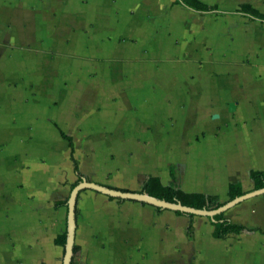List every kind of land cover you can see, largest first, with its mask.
<instances>
[{"label":"crops","instance_id":"1","mask_svg":"<svg viewBox=\"0 0 264 264\" xmlns=\"http://www.w3.org/2000/svg\"><path fill=\"white\" fill-rule=\"evenodd\" d=\"M199 1L213 10L0 0V264H64L56 239L83 179L139 192L157 176L221 201L230 183L255 189L264 21L239 10L264 0ZM123 200L80 192L74 264H264V194L225 212L257 230L226 238L211 217Z\"/></svg>","mask_w":264,"mask_h":264},{"label":"trees","instance_id":"2","mask_svg":"<svg viewBox=\"0 0 264 264\" xmlns=\"http://www.w3.org/2000/svg\"><path fill=\"white\" fill-rule=\"evenodd\" d=\"M181 1L185 5L195 10H203V11L213 10V7L208 6L199 0H181ZM239 12L248 14L253 18L264 21V13H261L257 9L253 8L250 4H243ZM62 134L65 138H67L70 141L71 147L73 148L72 139L69 136L65 135L64 133ZM73 160L75 163V168L77 172H79L78 161L74 159V157ZM250 176L254 181L255 189H261L264 187V170L253 169L250 172ZM122 190L128 191L126 189H122ZM139 192H147L148 194L154 197L164 199L166 201L173 203L181 202L186 206L193 207L196 209L215 210L223 206L227 202V201H221L220 198L216 195L200 193V192L188 193L174 184L164 185L160 177L157 176L149 177L147 181L144 183L142 190ZM244 194L245 192L243 191L241 183L229 184V200H233ZM119 201H124V200L119 199ZM65 204L67 205V201L57 203V205H65ZM157 209L159 211L163 210L162 208L159 207ZM176 213L179 215H188L190 217L194 216V214L185 213L182 211H176ZM212 221L214 225L213 235L216 238H226L230 234H240L242 232L251 233L257 230V229L249 228L243 224L233 222L225 215L224 212L216 214L214 217H212ZM189 229L191 231L193 230L192 225H190ZM56 243L62 246H65L67 244V231L57 237ZM78 250L79 247L75 246L74 253H76ZM72 264H74V261H72Z\"/></svg>","mask_w":264,"mask_h":264},{"label":"water","instance_id":"3","mask_svg":"<svg viewBox=\"0 0 264 264\" xmlns=\"http://www.w3.org/2000/svg\"><path fill=\"white\" fill-rule=\"evenodd\" d=\"M234 109H235V103H231L230 110L232 111ZM84 189L95 190L97 192L104 193L114 198L144 202L162 209L182 211L194 215H205L211 218L218 213H223V212L225 213L227 210L238 205L242 201H245L246 199L264 194V187L261 189H254L250 192H246L242 196L227 201L223 206L219 207L218 209L206 210V209H196L193 207H189L182 204L181 202H177V203L169 202L164 199L154 197L148 194L147 192H132V191L117 190L83 179V181H81L76 187H74V189L71 192L70 198L68 200L67 244H66V254L64 258V264H72L73 248H74L73 246H74L76 226H77V216H76L77 200L80 192Z\"/></svg>","mask_w":264,"mask_h":264},{"label":"rangeland","instance_id":"4","mask_svg":"<svg viewBox=\"0 0 264 264\" xmlns=\"http://www.w3.org/2000/svg\"><path fill=\"white\" fill-rule=\"evenodd\" d=\"M63 261V260H62Z\"/></svg>","mask_w":264,"mask_h":264}]
</instances>
